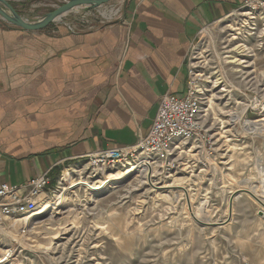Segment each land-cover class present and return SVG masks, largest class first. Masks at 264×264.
Instances as JSON below:
<instances>
[{
    "label": "rangeland",
    "instance_id": "374dc122",
    "mask_svg": "<svg viewBox=\"0 0 264 264\" xmlns=\"http://www.w3.org/2000/svg\"><path fill=\"white\" fill-rule=\"evenodd\" d=\"M9 1L31 22L65 3ZM238 20L234 14L208 27L187 62L188 73L204 86L205 120L215 145L201 156L187 152L172 176L157 175L150 183L135 170L99 193L72 188L61 206L28 227L24 218L0 219V259L11 252L0 264H264L261 204L244 193L231 215L228 207L233 194L260 187L264 178L258 169L264 166V18L256 29ZM247 121H259L263 132L249 131ZM67 168L71 174L62 180ZM56 173L42 207L72 182L104 180L91 178L85 161ZM166 185L178 186L159 188ZM190 196L210 224L229 222L199 223Z\"/></svg>",
    "mask_w": 264,
    "mask_h": 264
},
{
    "label": "crops",
    "instance_id": "0c3cea01",
    "mask_svg": "<svg viewBox=\"0 0 264 264\" xmlns=\"http://www.w3.org/2000/svg\"><path fill=\"white\" fill-rule=\"evenodd\" d=\"M243 2L112 0L41 31L0 23V181L52 179L147 136L161 97L186 93L203 30Z\"/></svg>",
    "mask_w": 264,
    "mask_h": 264
},
{
    "label": "built area",
    "instance_id": "2783aa9c",
    "mask_svg": "<svg viewBox=\"0 0 264 264\" xmlns=\"http://www.w3.org/2000/svg\"><path fill=\"white\" fill-rule=\"evenodd\" d=\"M234 14L239 15V22L252 24L256 29L257 21L264 18V0H244L228 17ZM69 28L74 31L77 27L69 25ZM206 101L204 86L190 72L184 96L167 93L161 97L157 116L147 136L139 138L133 145L103 149L81 159L93 177L126 167L127 171L143 172L146 169L152 179L157 175L170 176L172 170L182 164L181 158L184 159L187 152L194 151L196 156H201L208 144L213 147L205 120ZM51 183L49 174L20 186L0 181V219L32 218L42 213L45 207L41 206V197ZM260 207L264 220V207Z\"/></svg>",
    "mask_w": 264,
    "mask_h": 264
},
{
    "label": "bare ground",
    "instance_id": "6f19581e",
    "mask_svg": "<svg viewBox=\"0 0 264 264\" xmlns=\"http://www.w3.org/2000/svg\"><path fill=\"white\" fill-rule=\"evenodd\" d=\"M64 4V3H63ZM187 92V91H186ZM186 94V93H185ZM184 94V95H185ZM183 95V96H184ZM248 122V121H247ZM247 125H248V129H249V131H253V133H255V132H259V134H260V132H263V127H260L261 125L259 124V121L258 122H248V123H246ZM246 125V126H247ZM260 127V128H259ZM213 136V135H212ZM214 137V136H213ZM213 137H211V140L213 141L214 140V138ZM213 145H215V142L213 141ZM196 156V155H195ZM181 160L182 161H184V159L183 158H181ZM127 168L128 167H126V168H119V169H117V170H115V173H105L104 174V180H102L101 179V181L97 184V183H94V181L92 182V181H90V180H88V179H81V181H75V182H72L70 185H68L64 190H63V192H61L59 195H57V200L56 201H54L53 203L51 202V201H49V200H51V199H49V200H47V202L45 203L46 204V206H44L45 207V210L43 211V216L50 210V209H53L54 207H56V206H61V204L63 203V201H65L66 199V193H67V191H69V190H71L72 188H75V187H78V186H82V187H84V188H86L87 190H90L92 193H99L101 190H103L104 188H106L107 187V185H109L110 183H113V182H115V181H117V180H120V179H122V178H125L128 174H130V173H132V172H135V170L136 169H132V171L131 170H129V171H127ZM120 169H126V171L125 170H123V171H121ZM258 169L260 170V172H261V174H262V176L264 177V166H259V164H258ZM120 170V171H119ZM143 172L142 173H145V175H144V177H145V180H146V182L147 183H150L149 181H153V179H152V177L153 176H151V175H149L148 176V174L146 173V169L145 170H142ZM170 176H172V174L170 175ZM91 178H96L95 180L96 181H98V179L99 178H101V177H98V176H95V177H93V176H90ZM127 178V177H126ZM145 182V183H146ZM153 184V183H152ZM153 187H154V185H152ZM178 186V185H177ZM177 186H169V185H166V186H164V187H159V188H174V187H177ZM262 188H263V190H262ZM186 189V188H185ZM242 189H240V191H241ZM245 190V189H244ZM240 191H238L237 193H235V194H237V196L235 197V200L237 201V200H240L241 198H243V195H244V192H240ZM249 191L251 192V194L253 195V196H255L254 198H255V200L256 199H258L257 201H258V204L260 205H262L263 207H264V204H263V202H264V178H263V185H261L260 187L259 186H254V187H252V188H250L249 189ZM185 193V192H184ZM189 192L188 191H186V193L185 194H187V195H189L188 194ZM233 193V192H232ZM56 198V197H55ZM190 198V199H189ZM188 199L190 200V203H191V207H192V209H193V212H192V214H193V216L196 218V220H198V221H200V222H204V223H209V219H208V216H206V215H204V214H206L207 213V211H204V210H202V209H196V211H195V209H194V206H193V199H192V197L190 196ZM188 202V201H187ZM235 202V201H234ZM260 202V203H259ZM228 207H230V206H228ZM55 209V208H54ZM229 210H230V208H229ZM260 212H261V215H262V210H260ZM233 213V208H232V211L230 210V215ZM42 213H38V214H35L32 218H24V219H22V221L24 222L23 223V225L24 226H26V227H28L29 226V224L30 223H32L33 224V221L38 217V216H40ZM42 216V217H43ZM42 217L40 218V219H42ZM39 219V220H40ZM39 220H36V221H34V224L35 223H38L37 221H39ZM18 224V223H17ZM218 224H220V223H218ZM222 224V223H221ZM28 225V226H27ZM31 225V224H30ZM12 251V250H11ZM10 255H11V252L10 251H8V252H6L5 253V256L3 257V259H0V261H4V259H8L9 257H10ZM5 262V261H4ZM4 262H2V263H4ZM1 263V264H2Z\"/></svg>",
    "mask_w": 264,
    "mask_h": 264
},
{
    "label": "water",
    "instance_id": "95a60500",
    "mask_svg": "<svg viewBox=\"0 0 264 264\" xmlns=\"http://www.w3.org/2000/svg\"><path fill=\"white\" fill-rule=\"evenodd\" d=\"M112 0H68L64 4L58 6L54 10L46 13L44 16L38 18L36 21H29L23 17L15 7L9 2V0H0V18L11 27H16L24 31H41L46 29L51 24L59 21L65 15L72 12H88L93 9L110 3ZM240 192L252 195L248 190H241ZM237 193V192H236ZM237 194H233L230 199V210L232 211L233 203ZM253 196V195H252ZM255 197V196H253ZM258 200V199H257ZM259 201V200H258ZM261 215V212H260ZM198 221V220H197ZM201 223L200 221H198ZM229 222V221H228ZM225 223L220 224H203L208 226H222Z\"/></svg>",
    "mask_w": 264,
    "mask_h": 264
},
{
    "label": "trees",
    "instance_id": "16d2710c",
    "mask_svg": "<svg viewBox=\"0 0 264 264\" xmlns=\"http://www.w3.org/2000/svg\"><path fill=\"white\" fill-rule=\"evenodd\" d=\"M56 172H59V170H56V171H55V174H57ZM55 174H54V176H55Z\"/></svg>",
    "mask_w": 264,
    "mask_h": 264
}]
</instances>
